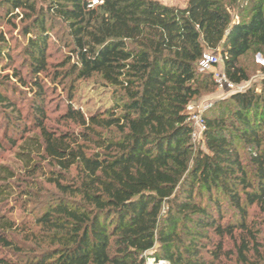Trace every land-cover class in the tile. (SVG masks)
Wrapping results in <instances>:
<instances>
[{
    "label": "trees",
    "instance_id": "obj_1",
    "mask_svg": "<svg viewBox=\"0 0 264 264\" xmlns=\"http://www.w3.org/2000/svg\"><path fill=\"white\" fill-rule=\"evenodd\" d=\"M93 1L0 0V151L17 147L29 173L48 163L56 187L15 189L16 170L0 164V264H145L149 254L158 263L264 264V236L249 219L253 207L264 216V78L205 111L197 147L187 112L217 85L198 69L207 51L219 52L230 81H250L241 58L264 50V0H249L237 21L224 0ZM2 25L24 36L21 69ZM59 28L70 56L52 77ZM5 68L23 86L31 80L28 118L39 133L25 135ZM43 76L73 81L64 116L81 131L45 126ZM93 86L110 97L82 109Z\"/></svg>",
    "mask_w": 264,
    "mask_h": 264
},
{
    "label": "rangeland",
    "instance_id": "obj_2",
    "mask_svg": "<svg viewBox=\"0 0 264 264\" xmlns=\"http://www.w3.org/2000/svg\"><path fill=\"white\" fill-rule=\"evenodd\" d=\"M160 2L167 4L169 6L185 8L187 6L188 0H159ZM227 5L232 18L234 21H237L245 15L246 6L248 5L249 0H224ZM2 29L5 30L9 42L12 44L14 64L13 66L21 69V66L25 62L24 53L22 52L21 45L24 42V36L19 32L18 29H14L8 25H2ZM53 38L49 48V63H50V73H54V69H59L57 65L68 59L70 56L69 48L66 47V39L63 36L61 28L53 32ZM211 52H214L210 50ZM217 53V52H216ZM219 53V52H218ZM242 65L249 71L250 81L247 83L240 84L241 86L247 88L250 86H255L260 83L264 78V50L262 52L252 51L247 55L241 58ZM56 66V67H55ZM12 68H5L3 74H9L10 85L14 86L17 89V99L23 107V113L25 114V124L24 127L30 128L32 131L25 132V135H32L33 133H39V129L36 127L35 119L33 117L28 118L31 105L34 104V95L32 88V82L28 79V86H23L17 78H14ZM25 74V72H24ZM45 91H46V102H45V113L46 120L45 126L52 131L56 132H79L83 129V126L65 119L64 113L68 104V92L67 88L73 83L71 79L67 80L65 83H62L61 80H55V78H50L43 76ZM240 86V87H241ZM99 87L93 86L86 94V101L80 100V103L84 101L82 109H96L99 105L103 104L105 100H108L110 94L106 91H99ZM230 95L228 90L221 89L217 85L212 89L204 91L202 95L194 100L195 104L200 102L211 103L209 108L216 102L221 100L229 99ZM76 100H74L75 102ZM229 103V101H228ZM32 113V112H30ZM28 118V119H27ZM1 120V118H0ZM3 121V120H2ZM195 147L199 146L202 143L201 139L192 140ZM20 142H18L19 144ZM17 147H12L8 144L5 145L4 149L0 151V164H3L11 169L16 170L17 178L12 182L15 189H37L41 195L48 194L56 189L55 185L51 182L52 177L54 176L53 170L48 163H44L41 170L36 171L35 173L26 172L23 168V164L20 163L17 156ZM243 159L247 166H249V156L246 154V151L243 149ZM26 167V166H24ZM72 176L76 175L75 171L71 172ZM26 197L23 196L22 199ZM15 200L12 199L11 204L15 205ZM34 204L29 205V209H33ZM16 217L20 218V215H24L20 209H17L15 212ZM255 217L259 229L262 231L264 236V216L259 212L256 207H253L250 211V218ZM151 253V252H150ZM145 264H158L155 259L150 256H147V261Z\"/></svg>",
    "mask_w": 264,
    "mask_h": 264
},
{
    "label": "built area",
    "instance_id": "obj_3",
    "mask_svg": "<svg viewBox=\"0 0 264 264\" xmlns=\"http://www.w3.org/2000/svg\"><path fill=\"white\" fill-rule=\"evenodd\" d=\"M102 3V1L94 0L93 5ZM198 69L203 73H211L213 75V79L217 86L221 89L228 90L229 95H232L236 92H242L247 88L241 86L240 84H235L228 79L226 73L223 68V58L219 53L207 51L203 55L202 59L198 64ZM247 83V82H246ZM241 86V87H240ZM211 103L200 102L195 104L194 102L189 103L187 106V112L189 115V121L192 125L191 136L192 140L203 138V133L206 129V124L204 121V113L209 108ZM161 260L159 263H161ZM170 264V262L165 261ZM158 263V264H159Z\"/></svg>",
    "mask_w": 264,
    "mask_h": 264
},
{
    "label": "bare ground",
    "instance_id": "obj_4",
    "mask_svg": "<svg viewBox=\"0 0 264 264\" xmlns=\"http://www.w3.org/2000/svg\"><path fill=\"white\" fill-rule=\"evenodd\" d=\"M159 264H168V263H166L165 261H162L161 263H159Z\"/></svg>",
    "mask_w": 264,
    "mask_h": 264
}]
</instances>
